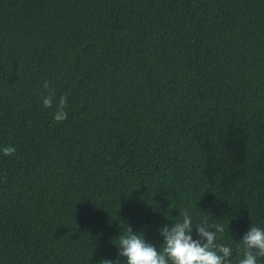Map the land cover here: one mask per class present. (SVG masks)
I'll use <instances>...</instances> for the list:
<instances>
[{
    "label": "trees",
    "instance_id": "16d2710c",
    "mask_svg": "<svg viewBox=\"0 0 264 264\" xmlns=\"http://www.w3.org/2000/svg\"><path fill=\"white\" fill-rule=\"evenodd\" d=\"M9 145L0 264H127V226L159 250L185 210L239 264L264 228V0H0Z\"/></svg>",
    "mask_w": 264,
    "mask_h": 264
},
{
    "label": "clouds",
    "instance_id": "9594fccd",
    "mask_svg": "<svg viewBox=\"0 0 264 264\" xmlns=\"http://www.w3.org/2000/svg\"><path fill=\"white\" fill-rule=\"evenodd\" d=\"M43 88L47 90L41 101L43 107L55 108L53 118L57 123L65 121L68 118L65 110L68 97L63 95L57 99L55 89L47 80ZM0 151L4 156H12L16 148L9 145ZM193 227L192 216L185 210L182 220L159 229L163 247L157 250L153 244L145 242L144 235L133 234L127 226V234L120 235L117 244L119 255L127 258V264H230L232 248L216 242L218 233L225 231L224 227L202 218L195 226L197 239L193 238ZM240 241L243 258L239 264H257L258 257L264 258V228L251 225ZM100 264H113V261L104 259Z\"/></svg>",
    "mask_w": 264,
    "mask_h": 264
}]
</instances>
